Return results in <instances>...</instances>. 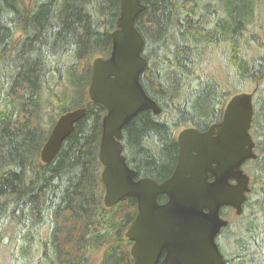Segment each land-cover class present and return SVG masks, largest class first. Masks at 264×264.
Instances as JSON below:
<instances>
[{
  "label": "trees",
  "instance_id": "16d2710c",
  "mask_svg": "<svg viewBox=\"0 0 264 264\" xmlns=\"http://www.w3.org/2000/svg\"><path fill=\"white\" fill-rule=\"evenodd\" d=\"M142 2L147 9L136 27L148 65L141 82L162 112H140L122 144L139 177L160 182L178 160L176 132L220 121L230 96L248 85L258 86L253 121L264 135V45L260 52L251 46L259 40L256 0ZM119 14L120 0H35L31 8L0 0V264H92L98 253L99 264H133L125 233L137 200L103 204L99 146L107 111L88 96L92 60L110 54ZM82 106L86 116L43 164L53 114ZM257 148L264 150V138ZM260 164L254 161L256 178ZM255 218L226 231L238 264H261Z\"/></svg>",
  "mask_w": 264,
  "mask_h": 264
},
{
  "label": "water",
  "instance_id": "95a60500",
  "mask_svg": "<svg viewBox=\"0 0 264 264\" xmlns=\"http://www.w3.org/2000/svg\"><path fill=\"white\" fill-rule=\"evenodd\" d=\"M146 9L142 0H120L111 53L92 62L89 98L107 111L99 146L103 204L113 208L128 196L136 198L137 215L126 231L133 242L134 264H158L163 253L161 264H225L217 237L229 219L221 212L231 207L236 216L243 213L251 186L242 167L259 157L251 134L257 87L233 94L222 120L206 131L188 126L179 132L178 160L168 178L159 182L139 177L123 152L124 128L144 110L162 112L141 82L148 59L143 56L145 38L136 20ZM87 112L83 106L58 117L40 151L43 164L57 158ZM161 195L167 197L165 202L159 201Z\"/></svg>",
  "mask_w": 264,
  "mask_h": 264
},
{
  "label": "rangeland",
  "instance_id": "374dc122",
  "mask_svg": "<svg viewBox=\"0 0 264 264\" xmlns=\"http://www.w3.org/2000/svg\"><path fill=\"white\" fill-rule=\"evenodd\" d=\"M34 1H29V0H23L24 4L28 7V8H31V6L34 4ZM206 1V0H205ZM256 17H257V23H256V34L257 36L259 37V40H257L256 42L253 43V45H251L252 47L253 46H257V52H260L261 50H259V44L261 43L262 45H264V0H258V4H257V10H256ZM264 88V86H263ZM254 89L253 86H247V91H252ZM260 96H258V94H256V98H255V106H256V112H257V108H258V105H257V99L259 98ZM80 103L79 100H76L72 105L73 106H76ZM78 108V107H77ZM56 115V119L58 118L57 117V113H54L53 116ZM184 128V127H182ZM181 128V129H182ZM179 129L177 132H176V136L178 135V132L181 130ZM252 132H253V135H254V139L256 140V142H258V140H263V135H259L258 134V130L255 129V127H253L252 129ZM257 153L259 154V156H261V151L257 150ZM261 165V164H260ZM254 166V162H250L245 168H246V171L249 173V170L252 172V168ZM259 171V170H258ZM252 175H255L257 174V172L254 174L253 172L251 173ZM256 176V175H255ZM259 179V178H258ZM257 179V182H252V187H254V192L255 193H258V191H260L261 189V184L258 183V180ZM257 194H253V196H251V199L254 200L255 198L257 199L258 197L255 196ZM250 216H255V220L257 221V225L258 227L260 228V236H258V240L262 241L263 243V248H262V255H261V258H260V262L261 264H264V235H262V231L264 229V206L260 205V204H257L255 203L254 201H252L251 205L249 207L246 208L243 216H236L235 215V212H231L230 210H228L226 212V217H228L231 222L233 224H235V227L236 228V224L239 226L241 223L238 221V220H243L244 222H246L247 218H250ZM242 218V219H240ZM242 221V222H243ZM220 243H221V246H222V250L225 251V252H231L229 253V256L228 258H234L236 260H238V257H237V253L235 252V245L233 242H228V241H223L222 240H219ZM219 243V244H220ZM100 259H101V253H98V254H95L94 257L92 258V264H99L100 262ZM239 262V260L237 261ZM233 264H235V262H233Z\"/></svg>",
  "mask_w": 264,
  "mask_h": 264
},
{
  "label": "flooded vegetation",
  "instance_id": "af4514ba",
  "mask_svg": "<svg viewBox=\"0 0 264 264\" xmlns=\"http://www.w3.org/2000/svg\"><path fill=\"white\" fill-rule=\"evenodd\" d=\"M206 1H208V0H206ZM217 1H220V0H217ZM257 4H258V0H256V10H257ZM253 47H256V46H253ZM208 128H206V129H202V130H200V131H206ZM258 133H259V131H258ZM251 134H252V136H253V138H254V135H253V132L251 131ZM258 135H261V133H259ZM263 138H264V135H263ZM255 140V139H254ZM255 142H256V140H255ZM257 150H259L258 148H257V142H256V148H255V151L257 152ZM259 151H261V156L259 157V160L261 161V166H262V170H261V172H260V177H259V179L258 178H256V176L255 175H252L251 173V171L249 170V173L246 171V166L251 162L250 160H247V161H245L244 162V164H243V171H244V173H246L247 175H249L250 176V186H251V191L247 194V199H246V201H245V203H244V209H243V212H245V210H246V208L247 207H249V204L251 205V203H252V201H254L255 203H257V204H260L261 206L263 205L264 206V150H259ZM254 161V160H253ZM257 179L259 180L258 181V183H260L261 184V189H260V191H258V193H255L254 192V187H252V182H257ZM232 182H235V181H232ZM253 194H257L256 196L258 197L257 199L255 198L254 200H252L251 199V196H253ZM255 196V195H254ZM255 196V197H256ZM228 210H230L231 212H235V210L233 209V208H231V207H225V208H223L222 209V215L224 216V218H227V219H229L228 217H226V212L228 211ZM239 221V220H238ZM235 227V224H233L232 222H231V220L229 219V225L227 226V227H225V228H223L222 229V232L220 233V235L217 237V242H218V244L220 243V241L219 240H222L223 239V241L225 242V241H227L226 240V238H225V234H226V231H228V230H231V231H235V230H237L238 229V225L236 224V228H234ZM262 235H264V229H263V231H262ZM233 241V240H232ZM132 244H133V242H132ZM131 244V245H132ZM219 246H220V249H221V251H222V253H223V255L225 256V253L223 252V250H222V246H221V243L219 244ZM132 257V256H131ZM164 257H165V253H163V255L161 256V258H160V261H159V263L158 264H161L162 263V261H163V259H164ZM133 258V257H132ZM230 261H231V263L230 264H233V262H235V264H238V260H236V259H234V258H230ZM133 264H134V258H133Z\"/></svg>",
  "mask_w": 264,
  "mask_h": 264
}]
</instances>
